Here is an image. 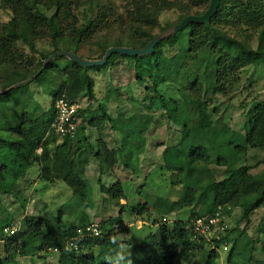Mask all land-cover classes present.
<instances>
[{
	"label": "trees",
	"instance_id": "16d2710c",
	"mask_svg": "<svg viewBox=\"0 0 264 264\" xmlns=\"http://www.w3.org/2000/svg\"><path fill=\"white\" fill-rule=\"evenodd\" d=\"M209 1L133 0V10L125 12V21L108 9H93L88 16V26L77 30L74 26L78 22L70 15L68 0H0V8L7 9L10 13L4 37H0V58L3 63L11 64L14 70L23 69L13 61V45L15 42H21L33 49L32 41L35 38L48 39L52 53L63 50L77 55V47L81 39L86 37L87 31L107 28L109 21L106 19H113V23L118 24V27H127L129 39L124 43L119 36L112 40H108L107 35V38L103 37L105 43L97 44L98 54L94 59L100 61L108 48L140 50L150 43L156 35L153 36L149 32H144L139 39L130 36L131 31L135 32L134 28L140 23L149 25L163 11L176 12L177 19L173 24L166 25L164 32L190 15L202 16ZM87 5L90 6L89 3ZM82 6L84 4H75L73 9ZM39 7L46 12L55 9V12L46 15L39 11ZM200 7L204 8L203 11L196 12ZM227 25L259 29L255 47L251 48L237 34L226 31L224 28ZM173 38L180 47L171 58L162 54V41L156 44L151 52L143 55L112 53L103 65L96 67H81L60 57L49 62L33 82L39 84L44 78L51 77L56 62L65 60L68 64L67 68L63 69L66 75L65 83L51 92V99L55 101L64 97L73 100L78 94L84 93L91 100L94 97L93 82L88 72H103L113 68L118 60L128 61L134 84L143 88L145 103H140V106L145 111L155 109L170 116L184 113L186 115L180 129V143L193 164V173L180 176L182 198L174 203L164 202L163 212H171L173 205L178 208L197 205L198 210L189 214V220L175 219L169 227L160 226L157 236L146 237L134 249L136 260L126 263L119 260L120 256L118 257L115 251L118 242L113 228L122 224L119 217L114 220L110 218L101 224L100 236L81 240L74 239L76 230L88 225L83 213L76 218V224L62 222L58 218L54 226H45L39 215L23 217L22 227L11 236H4L2 229L9 228L10 220H5L6 211L1 203V196L16 199L20 190L13 192L12 185L16 179L24 178L25 168L33 162L39 168L38 181L49 185L62 184L70 191L76 205L84 203L87 198L86 180L81 169L77 168L76 163L68 156V146L75 141L74 136L63 138L59 144H55L54 136H46L55 115L53 106L39 114L19 109L16 117H9L13 120V125H3V130L0 129V241L4 242L1 246L4 255L0 258V264H16V257L29 259V264L40 260V263H43L44 258L50 255L56 257L58 264H173L175 260L187 261L189 256L203 248V245L216 249L223 244L226 247L229 245L225 257L226 264H250L254 243L245 242L240 246L239 241L245 233L250 214L260 207L264 208V105H253L247 110L243 134H238L230 131L225 124L217 127L211 125L204 97L209 92L218 91L221 74L225 77L239 68L264 64V0H218L216 10L206 24L188 23L175 32ZM39 57L41 60L46 58L41 54ZM198 66L217 69L212 82L197 78ZM36 71L37 69L28 74L13 72L14 81L1 90L27 79ZM168 84H177L175 86L180 100L176 101L160 92L161 86ZM17 89L1 95L0 100ZM104 98L105 101L108 100L107 93ZM85 112L88 111L84 109L79 112L80 120ZM97 112L99 116H92L88 126L96 127L107 123L112 130L119 131L121 143L117 149L109 151L99 141L98 150L92 154L91 147L88 146L87 155L98 165L108 168H112L118 161L127 166L129 159L143 150V132L148 126L150 116L139 112L125 119L115 120L105 113L103 106H97ZM76 130L82 131V127L78 126ZM13 131L18 132L22 138L12 139ZM81 137L75 143L78 148L81 142H86L83 134ZM248 148L257 149L262 153L260 164L263 165V170L257 178L250 177L245 166L231 164L228 168L230 161L244 154ZM37 149H40L39 153L36 152ZM209 164L226 167L222 179L217 180L214 177L208 169ZM99 190L108 196L110 202H118L123 197L119 183L109 188L99 184ZM18 203L24 206L25 199L19 200ZM154 204L148 205L144 202L129 211L142 215L149 207L155 209ZM233 208L239 210L238 219L243 222V229L227 230L223 236L212 242L201 238L198 241L192 239L191 231L187 228L191 220L199 217L210 218L216 213L227 216ZM263 220L264 214L259 226ZM120 232L124 233L125 230ZM237 248L242 251L237 253ZM214 250L206 254L205 264H214L213 260L217 257ZM96 259H99L97 263Z\"/></svg>",
	"mask_w": 264,
	"mask_h": 264
},
{
	"label": "rangeland",
	"instance_id": "374dc122",
	"mask_svg": "<svg viewBox=\"0 0 264 264\" xmlns=\"http://www.w3.org/2000/svg\"><path fill=\"white\" fill-rule=\"evenodd\" d=\"M68 3L70 4L68 8L70 15H73L78 22L74 26V29L77 30H83L88 26V16L93 9L103 11L108 9L113 15L119 16L124 21L125 12L133 10V0H68ZM75 4H84V6L73 9ZM209 6L210 1L203 14L207 12ZM38 9L46 15L55 12V9L48 12L40 7ZM203 9V7H200L196 12H201ZM9 15L10 13L7 9L0 8L1 38L4 37ZM177 16L178 14L174 11H163L149 25L140 23L137 28H134L135 32L131 31L130 36L139 39L144 32L158 36L163 32L166 25H171L175 22ZM106 20L109 21L107 28L89 29L87 31L86 37L81 39L77 47V55L67 53L84 62H96L97 60L94 59L98 54L97 44L103 45L105 43L102 40L103 37L107 38L108 36V40H112L114 37L119 36L121 37L120 40L126 43L129 39L127 27L125 25L118 27V24L113 23V19L107 18ZM240 27L236 28L234 25H227L224 29L237 34L246 45L254 48L259 29L242 25ZM173 35L170 34L161 40L163 42L161 51L166 58H171L180 47ZM72 41L75 42L74 39ZM32 45L33 49H29L21 42H15L13 45V50H15L13 61L16 65H20L21 68L23 67V69L14 70L11 64L3 63L0 58V91L4 86L14 81L15 75L13 72L28 74L35 69L39 70L42 62L55 53H52L48 39L35 38L32 41ZM40 54L46 58L41 60ZM60 57H56L53 60ZM64 58L70 61L68 58ZM55 65L51 77L44 78L39 84L32 80L0 100L1 130H3V125H13V120H10L9 117L14 115L16 117L18 111L20 112L19 109L23 112L39 114L53 106L54 101L51 99V92L57 90L59 86L65 83L66 75L63 69L64 67L67 68L68 64L65 60H58ZM216 70L198 66L196 70L197 78L212 82ZM88 75L93 82V99L89 100L84 93L74 97L79 99L83 109L88 111L85 120L80 122V124L82 123L83 132L76 130L74 135V143L79 138H82V134L86 140V142H81L80 148L76 147L73 155H71L76 167L81 169L79 163L81 161L84 162L88 146L91 147L92 154L100 147L99 141L103 143L105 148L108 146L109 149L107 150L109 151H113L114 148L117 149L120 146L121 134L118 130H112L107 123L99 124V129L97 130H95V127L88 126V121L92 116L95 118L99 116L97 106H103L105 113L115 120L125 119L139 112L150 116L148 126L143 132V150L138 155H133L129 159L127 166H123L118 161L112 168H105V165H96L95 161L90 159V165L86 166L87 176L85 177L87 198L84 203H78V205H76L75 199L71 197L70 191L62 184L59 185L57 183L54 187L38 181L39 168H36L38 166L33 162L30 166L28 165L29 168L25 171L24 178L16 179L12 185L13 192L20 190V194L16 195L17 200L9 196H1V203L6 211L4 217L5 220H10L8 227L16 229L22 227L23 217H36L38 215L45 226H54L58 218L62 222H73V224H76V218L82 213L86 216L87 221L91 220V223L90 221L87 223L88 225L96 224L98 227L102 226L101 224L110 218L114 220V218L119 217L122 224L120 226L115 225L113 228V234L116 235L118 242L115 251L117 256H120L119 260L123 263L135 261L134 254L136 253L134 249L141 241L152 235L157 236V229L160 226L169 227L175 219L181 221L189 220V214H193L198 210L197 205L188 208H178L177 205H173L171 212H163L165 208L164 202L174 203L182 198L183 190L179 184L180 176H189L193 173V164L189 156L182 150L180 143V129L186 115L184 113L179 116H170L162 111H155V109L145 111L140 106V103H145L143 88L134 84L131 66L128 61L118 60L111 69L103 70V72H88ZM219 84L218 91L209 92L204 97L211 125L217 127L220 124H225L230 131L243 134V124L247 110L253 105H264V64L245 66L229 72L225 77L221 74ZM175 85L177 84L163 85L160 92L167 97L174 98L176 101L180 100ZM106 93L109 97L107 101L104 98ZM11 138L21 139L22 136L18 132L13 131L11 132ZM55 140L58 142L59 139L55 138ZM76 155H79V157H76ZM261 158L262 153L259 150L248 148L244 154L234 157L230 161L228 168L231 164L233 166H245L247 167V174L252 178H257L263 170V165L260 164ZM225 168L216 167L213 164L208 165V169L211 170L217 180L223 178L226 171ZM97 180L98 183H96ZM33 183L34 185H32ZM115 183H119L125 195L122 199L123 204H125L123 206L119 204V201L110 202L108 196L99 190V184L109 188ZM23 198L25 203L24 206H21L18 201ZM157 200L160 202L156 203ZM144 202H147L148 205L149 203H155V209L149 207L147 212L142 215L129 211L134 206L141 205ZM263 214V207L256 209L250 214L248 224L245 226V233L241 238L242 240L239 241L240 246L245 242L254 243L250 264H264V220L259 226ZM162 218L165 221H161ZM238 218L239 210L231 209L225 223L227 230L244 228L243 222ZM122 229L125 230L124 233L120 232ZM2 243L4 242L0 241V258L4 255L1 247ZM214 249L212 246L203 245V248L192 253L187 261L180 262L175 260L173 264H205L206 254ZM228 249L229 245L225 246L224 249L222 246L216 248L214 251L217 257L213 260V263L226 264L225 257ZM235 251L240 253L242 250L237 248ZM43 261V263H40L41 260L37 261L35 264H58L56 257L51 255L44 258ZM98 261L99 259H96L95 263ZM15 263L29 264V259L16 257Z\"/></svg>",
	"mask_w": 264,
	"mask_h": 264
},
{
	"label": "built area",
	"instance_id": "2783aa9c",
	"mask_svg": "<svg viewBox=\"0 0 264 264\" xmlns=\"http://www.w3.org/2000/svg\"><path fill=\"white\" fill-rule=\"evenodd\" d=\"M53 109L55 115L49 125L46 136L52 135L59 140L72 138L80 122L79 112L83 110L79 99L67 100L64 97H60L54 101ZM226 219V215L216 213L210 218L199 217L191 220L187 228L191 231L193 240L198 241L201 238L207 242H212L218 240L227 231ZM161 221H165V219L162 218ZM16 230L13 227L4 228L2 229V234L11 236ZM101 233L100 228L96 224H90L83 229L76 230V238L74 240L98 237ZM222 248H225L224 244Z\"/></svg>",
	"mask_w": 264,
	"mask_h": 264
},
{
	"label": "water",
	"instance_id": "95a60500",
	"mask_svg": "<svg viewBox=\"0 0 264 264\" xmlns=\"http://www.w3.org/2000/svg\"><path fill=\"white\" fill-rule=\"evenodd\" d=\"M218 4V0H210V6L207 10V12L205 14H203L202 16L199 17H194V16H189L184 18L180 23H178L177 25L167 29L166 31H164L163 33H161L160 35L156 36L146 47L140 49V50H129V49H108L103 58L100 61H96V62H84L81 59L68 54L65 51H59V52H55L53 55H51L50 57L46 58L43 62L42 65L40 67L39 70H37L30 78L22 81V82H18L15 83L9 87H7L4 90L0 91V96L4 95L14 89H17L20 86H23L25 84H27L28 82L34 80L39 74L40 72L44 69V67L46 66V64H48L51 60H53L56 57H60V56H64L66 58H68L70 61H72V63L81 66V67H96V66H101L105 63V61L107 60V58L109 57L110 54L112 53H119L122 55H143V54H147L149 52L152 51L153 47L158 44L163 38H165L166 36L170 35V34H174L175 32L179 31L180 29H182L185 25H187L188 23L191 22H199V23H203L206 24L207 21L209 20V18L214 14L216 7Z\"/></svg>",
	"mask_w": 264,
	"mask_h": 264
},
{
	"label": "crops",
	"instance_id": "0c3cea01",
	"mask_svg": "<svg viewBox=\"0 0 264 264\" xmlns=\"http://www.w3.org/2000/svg\"><path fill=\"white\" fill-rule=\"evenodd\" d=\"M84 110V109H83ZM86 115H87V113L85 112L84 114H83V116H82V119L80 120V122H83L84 120H85V118H86ZM80 122L78 123V125H77V127L80 125L81 126V124H80ZM103 124V123H102ZM82 127V126H81ZM97 129H99V125H98V127H95V130H97ZM99 131V130H98ZM83 132V131H82ZM85 138V137H84ZM61 142V140H58V142L56 141V143L55 144H59ZM74 145H75V148H74ZM76 147H78L74 142H71L70 144H69V146H68V156H69V159L70 160H72V158H71V155H73V153H74V149H76ZM107 148L106 149H109L108 148V146H106ZM115 149V148H114ZM38 151H36L37 153H39L40 152V149H37ZM76 157H79V155H76ZM81 159V158H80ZM87 159V160H86ZM90 159H92L90 156H86V158L84 159V162H82L81 160V163H79V166H81V172H82V175L84 176V178L87 176L86 175V170H87V165L89 166L90 165ZM79 161V162H80ZM94 161V160H93ZM96 163V162H95ZM31 164H29V166H30ZM96 165H98L97 163H96ZM29 166L27 167V168H29ZM36 166V165H35ZM98 167H101V166H98ZM103 167H105V166H103ZM27 168L25 169V171L27 170ZM36 168H38V167H36ZM105 168H107V167H105ZM88 178V177H87ZM96 183H98V180L96 181ZM32 185H34V183L32 184ZM57 185V183L56 184H53V185H50V186H56ZM60 185V184H59ZM58 189H60V188H58ZM123 193V192H122ZM123 197H125V195H124V193H123ZM123 197H122V199H123ZM122 199H120L119 200V204L120 205H125V204H123V200ZM128 204H129V202H127ZM45 207V206H44ZM86 217V216H85ZM90 221V223H91V220H89ZM88 221V222H89Z\"/></svg>",
	"mask_w": 264,
	"mask_h": 264
}]
</instances>
